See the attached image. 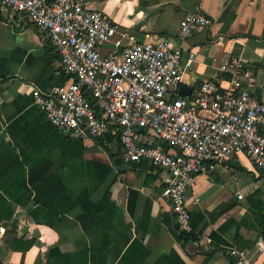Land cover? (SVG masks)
<instances>
[{
	"label": "crops",
	"instance_id": "0c3cea01",
	"mask_svg": "<svg viewBox=\"0 0 264 264\" xmlns=\"http://www.w3.org/2000/svg\"><path fill=\"white\" fill-rule=\"evenodd\" d=\"M87 2L120 24L125 42L164 37L181 46V86L214 77L228 85L220 66L244 57L264 92V0ZM196 11L211 25L181 37V20ZM67 80L47 33L0 13V264H235L233 247L264 264L263 169L241 153L198 175L187 193L197 238L184 243L163 193L166 170L146 160L120 170L114 134L108 144L74 135L36 105L34 88Z\"/></svg>",
	"mask_w": 264,
	"mask_h": 264
},
{
	"label": "built area",
	"instance_id": "2783aa9c",
	"mask_svg": "<svg viewBox=\"0 0 264 264\" xmlns=\"http://www.w3.org/2000/svg\"><path fill=\"white\" fill-rule=\"evenodd\" d=\"M0 13L37 24L59 52L68 80L34 88L36 105L74 135L108 144L114 134L125 164L146 160L166 170L163 193L178 231H192L187 193L198 175L241 153L264 170V92L246 71L247 58L220 66L228 85L214 77L182 94L181 46L164 37L125 42L120 24L87 0H0ZM211 23L188 12L180 36ZM257 245L264 251V239ZM230 254L235 264H253L243 249Z\"/></svg>",
	"mask_w": 264,
	"mask_h": 264
},
{
	"label": "trees",
	"instance_id": "16d2710c",
	"mask_svg": "<svg viewBox=\"0 0 264 264\" xmlns=\"http://www.w3.org/2000/svg\"><path fill=\"white\" fill-rule=\"evenodd\" d=\"M7 233H10V230H7ZM177 235H178L179 240L183 241L184 243L189 242L191 240H195L197 238L194 234H192V231L186 232V231H178L177 230ZM214 238L220 239V237H218V236H214ZM32 244H33V241L28 242L27 244H25L23 249L24 250L29 249ZM11 245L13 248L19 249V246L17 245L16 241L12 240Z\"/></svg>",
	"mask_w": 264,
	"mask_h": 264
},
{
	"label": "water",
	"instance_id": "95a60500",
	"mask_svg": "<svg viewBox=\"0 0 264 264\" xmlns=\"http://www.w3.org/2000/svg\"><path fill=\"white\" fill-rule=\"evenodd\" d=\"M191 91H192L191 88L188 87V86H185V85H182L181 88H180V93H182V94H188ZM118 167H119L120 170H125V169L129 168L130 165L123 164V165L118 166Z\"/></svg>",
	"mask_w": 264,
	"mask_h": 264
}]
</instances>
